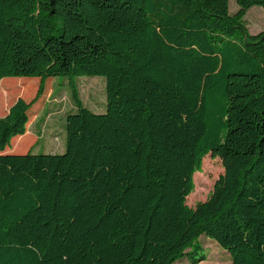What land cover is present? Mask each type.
Listing matches in <instances>:
<instances>
[{
	"label": "trees",
	"instance_id": "obj_1",
	"mask_svg": "<svg viewBox=\"0 0 264 264\" xmlns=\"http://www.w3.org/2000/svg\"><path fill=\"white\" fill-rule=\"evenodd\" d=\"M229 3L0 0V85L41 80L0 118V264H200L202 236L264 264V30L245 24L264 0ZM96 76L103 114L77 84ZM57 77L77 110L65 152L5 154ZM208 155L224 174L193 208Z\"/></svg>",
	"mask_w": 264,
	"mask_h": 264
},
{
	"label": "rangeland",
	"instance_id": "obj_2",
	"mask_svg": "<svg viewBox=\"0 0 264 264\" xmlns=\"http://www.w3.org/2000/svg\"><path fill=\"white\" fill-rule=\"evenodd\" d=\"M229 5L231 14L238 11L236 0H230ZM245 24L251 34H257L264 30V9L259 6L250 9L245 17ZM27 81L30 84L26 85L25 91L19 89V92H16L18 89H15V85L11 86L13 94H10L8 104L4 97L0 99V105L3 106L1 117L7 114L8 108L15 103L17 98L30 102L36 97L41 80L35 78L27 79ZM77 84L83 105L96 114L105 113L107 110L106 79L100 76L79 77ZM44 86V94L28 112L30 120L38 119L34 124L38 123L40 138H37L36 142L32 140V132L29 127L30 136L20 141L24 147L29 146L27 152L23 154L29 151L34 154H63L66 149V118L69 114L77 112L68 80L60 77L50 78L45 81ZM15 141L13 139L12 143ZM223 174L224 167L221 160L211 155L206 156L202 171L194 175V177L196 176L194 178L195 190L188 197L187 204L194 208L198 203L206 201ZM200 244L203 247V254L206 256V260L200 264H233L229 252L221 248L216 241L202 236ZM174 264L191 263L187 258H183Z\"/></svg>",
	"mask_w": 264,
	"mask_h": 264
},
{
	"label": "crops",
	"instance_id": "obj_3",
	"mask_svg": "<svg viewBox=\"0 0 264 264\" xmlns=\"http://www.w3.org/2000/svg\"><path fill=\"white\" fill-rule=\"evenodd\" d=\"M27 79L28 78H6V79H3L2 82H1V85H0V99L2 97H4L5 100L7 101V104H8V98H9L10 94H13V91H11L12 90L11 86L15 85V89H18V90H16V92H19V89H23L24 90L26 85L30 84V82H28ZM50 94L51 93L49 92V95ZM18 99L19 98H17V100ZM11 106L8 108L7 113L9 112V109L11 108ZM0 118H2L1 115H0ZM35 120L37 121L38 119L29 120V123L27 125V132H26L25 135L16 137L17 139L13 138L16 141L13 142V143L11 142V145H10L11 147L10 146L7 147L6 151L4 152L5 154L7 153V154H11V155H22L23 153L27 152L29 146L28 147H24V145L20 144V141H22L24 138H27L28 136H30L29 127H30L31 132H32L31 133L32 134L31 139L36 142L37 138H40L39 129H38V123L34 124ZM21 148H22L23 152H18L17 150L21 149Z\"/></svg>",
	"mask_w": 264,
	"mask_h": 264
}]
</instances>
